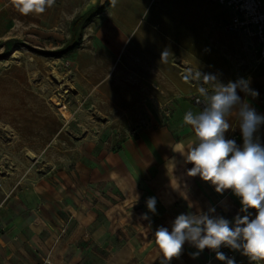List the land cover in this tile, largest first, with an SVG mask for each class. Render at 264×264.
<instances>
[{
  "label": "rangeland",
  "instance_id": "rangeland-1",
  "mask_svg": "<svg viewBox=\"0 0 264 264\" xmlns=\"http://www.w3.org/2000/svg\"><path fill=\"white\" fill-rule=\"evenodd\" d=\"M94 1L55 0L43 13L25 15L17 6L19 0H0V172L4 200L12 196L13 208L18 207L25 219L26 224L20 222L17 229H32V214L50 221L42 230L44 236L13 237L11 246L0 250L2 264H164L154 234L161 226L171 231L178 215L207 213L214 208L211 215L234 223L238 214H245L232 190L217 193L205 181H200L201 186L196 181L189 188L180 181L178 187L164 168L157 178L151 174L141 180L130 175L122 182L112 178L111 152L125 139H135L157 127L166 138L187 142L194 131L172 120L175 108L166 102L171 92L157 91L164 103L150 107L149 102L156 103L154 92L143 89L142 77L122 73L127 68L141 75V65L149 58L178 51L173 29L180 24L172 13L177 0H119L102 27L104 35L97 33L90 38L94 30L88 26L77 49L60 57L36 52L61 47L69 37L71 19ZM218 6L227 10L228 23L231 10ZM232 29L244 38L248 36ZM244 51L255 55L254 47ZM200 82L201 87L204 81ZM125 88L133 90L125 95ZM261 96L264 89L255 96V110L264 115ZM187 99L189 104L196 103ZM60 104L69 112L68 117L59 110ZM156 114L162 115L161 123H150V118L146 122ZM226 134V139L242 147L238 142L243 138L241 129L231 125ZM255 137L264 145V124ZM165 146L162 158L167 161L172 152L170 145ZM39 182L49 185L44 202L32 192ZM223 194L226 199L219 203L218 196ZM150 197L156 199L155 213L147 208ZM249 213L254 219L256 210L249 209ZM5 231L0 227V238H6ZM193 253L199 254L194 257ZM236 254L240 264L250 261L242 251L236 250ZM218 261L215 251H200L185 242L181 255L167 264Z\"/></svg>",
  "mask_w": 264,
  "mask_h": 264
},
{
  "label": "crops",
  "instance_id": "crops-1",
  "mask_svg": "<svg viewBox=\"0 0 264 264\" xmlns=\"http://www.w3.org/2000/svg\"><path fill=\"white\" fill-rule=\"evenodd\" d=\"M104 1L96 0L91 2L89 6L96 2L102 4ZM118 1L110 0L106 8L91 19L83 29L82 42L86 37L84 36V30L88 26H91L94 30L89 35L90 38L94 37L97 33L100 35L103 33L104 35L102 27L109 22L112 10L116 7ZM177 1L179 3L174 6L172 13L177 24H180L173 29V39L178 51L165 57L162 54H156L154 60L149 58V60H146V63H142L141 65V75L133 73L134 71L127 70V68H123L122 70L124 75L132 77L141 76L144 85L143 89L148 92H154L156 103L149 102V106L157 108L163 105L162 96L159 98L157 91L171 92V97L166 102L175 108L176 114L172 115V120L179 124H184L183 117L186 112L192 111L195 114L203 110L204 107L202 103L196 104L193 101L189 104L187 99L199 94L200 81L203 80L202 77L200 79L196 78V73L199 71L204 74L216 75L220 82L224 84L244 78L250 81L249 88L251 90L255 92L262 91L264 89V63L258 60L257 54L251 53V55L249 52L244 51L247 47L252 49L256 45L255 39L248 36L244 38L238 35L234 29L227 28V10L219 7L214 0ZM152 84L156 88H153ZM202 86L208 90H211L212 87L206 82ZM107 90L110 91V87ZM124 90L126 92L123 91V94L127 95V92L129 94L133 89L125 88ZM237 94L242 101H247L254 109L257 108L258 98L246 94L239 89H237ZM261 98L264 99L262 96ZM181 99H184V101H181ZM149 118L151 119L150 123L154 122L156 124L161 123L163 120L160 114L148 117L146 122H149ZM229 123L234 126V129H240L235 113L229 117ZM186 127L189 131L193 130L189 125ZM163 134V130L156 127L153 131L141 133L135 139L127 138L117 144L116 148L111 152L112 162L110 164L112 168L110 171L112 172V178L119 182L127 179L130 175H134L140 180L146 179L149 177V174L157 178L159 173L163 172L162 168H164L170 174L171 179L177 182L178 187L181 186L179 184L180 181L183 182L182 186L186 188L193 186L196 181L201 186L200 181L202 182L203 180L198 175L191 177L187 174L193 165L186 163L185 157L181 154L185 146H189L195 142V133L193 138H189L187 142L181 140L182 138L168 139ZM225 137L227 138L226 133ZM238 142L243 143V138L241 137ZM167 144L171 146L170 151L172 155L166 161L162 158V154L163 149H167L165 146ZM176 155L177 158H174ZM208 186L215 188L210 182H208ZM32 188V192L38 199H42L43 202L46 201L49 194V185L47 183L43 182L40 184L39 182L38 184H34ZM3 192V175L0 172V227L3 226L6 230L4 233L6 238H0V242H4L0 245V250H2L3 246L9 248L15 236H21L22 234L31 235L32 238L37 237L36 234L44 236L42 232L45 230L46 223L49 225V219L46 216L39 217V215L32 214V221H34L32 229H17L16 227H19V224H26L23 223L25 219L19 215L18 207L13 208L11 201L13 197L9 196V199L6 198L4 200ZM225 199L226 196L224 194L222 197L221 195L218 196L219 203ZM35 206H37L36 203L32 205L33 208ZM230 250L234 253L236 264H240V261L236 259V250L231 248ZM250 261L252 264H256L254 261ZM218 262L219 264H225L222 261ZM0 264H2L1 261Z\"/></svg>",
  "mask_w": 264,
  "mask_h": 264
},
{
  "label": "clouds",
  "instance_id": "clouds-1",
  "mask_svg": "<svg viewBox=\"0 0 264 264\" xmlns=\"http://www.w3.org/2000/svg\"><path fill=\"white\" fill-rule=\"evenodd\" d=\"M55 0H19L20 11L43 13ZM210 84L211 92L201 86L198 89L197 104H203L198 113L188 111L183 122L191 126L196 140L181 153L186 163L193 167L188 170L191 177L199 176L210 182L217 193L232 190L240 199V211L234 223L220 216L210 208L207 213L180 214L172 222L171 231L159 227L155 232V243L167 264L179 257L185 242L203 251L205 248L216 252V258L225 264H236L220 252L221 246L242 251L252 261H264V145L255 137L259 126L264 124V115H260L247 101H242L237 89L252 96H258L249 88V80L240 78L227 84L220 82L216 75L196 73V78ZM235 113L243 136V145L238 146L233 139H226L230 129L229 117ZM147 208L156 212V199H147ZM249 209H255L254 219H250ZM148 219L147 214L143 215ZM199 253H193L197 256Z\"/></svg>",
  "mask_w": 264,
  "mask_h": 264
},
{
  "label": "built area",
  "instance_id": "built-area-1",
  "mask_svg": "<svg viewBox=\"0 0 264 264\" xmlns=\"http://www.w3.org/2000/svg\"><path fill=\"white\" fill-rule=\"evenodd\" d=\"M216 3L227 6L232 13L231 20L226 24L227 28H236L256 41L254 52L258 60L264 63V0H214ZM198 97L193 95L191 99L196 102ZM220 252L226 257L235 259L230 247L222 246ZM245 264H252L246 261Z\"/></svg>",
  "mask_w": 264,
  "mask_h": 264
},
{
  "label": "trees",
  "instance_id": "trees-1",
  "mask_svg": "<svg viewBox=\"0 0 264 264\" xmlns=\"http://www.w3.org/2000/svg\"><path fill=\"white\" fill-rule=\"evenodd\" d=\"M109 3L110 0H105L102 4L96 2L72 18L69 23V37L61 47L55 50H36V52L46 56L60 57L77 49L82 44L84 27L94 16L106 8Z\"/></svg>",
  "mask_w": 264,
  "mask_h": 264
},
{
  "label": "bare ground",
  "instance_id": "bare-ground-1",
  "mask_svg": "<svg viewBox=\"0 0 264 264\" xmlns=\"http://www.w3.org/2000/svg\"><path fill=\"white\" fill-rule=\"evenodd\" d=\"M59 110L63 113L64 117H68L69 116V112L67 111V109H65V106L60 104L59 105Z\"/></svg>",
  "mask_w": 264,
  "mask_h": 264
}]
</instances>
